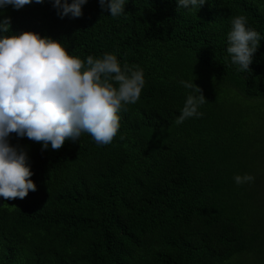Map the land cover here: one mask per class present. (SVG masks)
Segmentation results:
<instances>
[{
	"label": "trees",
	"instance_id": "1",
	"mask_svg": "<svg viewBox=\"0 0 264 264\" xmlns=\"http://www.w3.org/2000/svg\"><path fill=\"white\" fill-rule=\"evenodd\" d=\"M125 3L115 18L99 0H87L79 18H61L52 0L0 10V19L11 18L5 35L51 37L81 60L115 54L145 77L108 145L82 133L42 151L10 135L28 155L36 191L0 198V264H264L254 207L262 177L241 185L233 179L255 177L262 164L252 173L228 146L238 135L233 112H222L236 96L264 100V39L250 71L238 72L226 51L234 16L264 38V0H207L198 12L177 8L176 0ZM181 81H193L206 102L201 117L177 125L192 91ZM255 150L246 156L257 162Z\"/></svg>",
	"mask_w": 264,
	"mask_h": 264
},
{
	"label": "clouds",
	"instance_id": "2",
	"mask_svg": "<svg viewBox=\"0 0 264 264\" xmlns=\"http://www.w3.org/2000/svg\"><path fill=\"white\" fill-rule=\"evenodd\" d=\"M44 0H0L19 10ZM207 0H176L177 8L199 11ZM87 0H52L57 14L79 18ZM102 10L115 18L124 14L125 0H99ZM227 33V53L238 72L250 71L253 56L264 38L247 26V18L234 16ZM11 18L0 19V198L23 200L36 191L27 153L9 143L27 138L40 143L42 151L59 150L65 141L76 142L88 133L97 145L112 143L120 129V116L126 106L138 102L145 86L143 69L123 66L117 56L105 53L81 60L68 54L61 41L34 32L5 35ZM191 89L176 118L177 125L203 115L199 107L206 102L194 82L181 81ZM237 185L255 180L251 174L235 175Z\"/></svg>",
	"mask_w": 264,
	"mask_h": 264
},
{
	"label": "rangeland",
	"instance_id": "3",
	"mask_svg": "<svg viewBox=\"0 0 264 264\" xmlns=\"http://www.w3.org/2000/svg\"><path fill=\"white\" fill-rule=\"evenodd\" d=\"M229 111L234 114L232 118V127L237 131L238 136L236 140L234 137V140L231 141L228 146L232 145V149L236 153L241 154L246 158L241 159L242 161L245 160V162H248L249 169L252 173H256V166L258 168V166L262 164L255 176V181H258L256 178L259 177L258 174L262 179L260 180V187L256 186L258 191H261V194L258 198V204H255L254 207L258 210L256 219H260L263 222L261 228L264 229V100H249L236 96L234 99L226 103L224 111L222 112L225 114L224 116H229ZM254 128L260 133H256V135L253 136L252 131ZM230 130L232 129L230 128ZM228 131L229 129L227 132ZM227 135L231 137L233 133H227ZM221 142L222 146L225 145V139L222 138ZM248 147L256 149L254 154L257 157V162L254 160L253 156L247 158L246 155L251 150H248ZM241 155L237 157H241ZM258 234L261 235L260 233Z\"/></svg>",
	"mask_w": 264,
	"mask_h": 264
}]
</instances>
